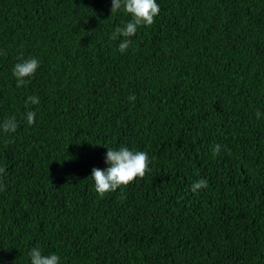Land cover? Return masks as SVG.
I'll list each match as a JSON object with an SVG mask.
<instances>
[{
    "label": "trees",
    "instance_id": "16d2710c",
    "mask_svg": "<svg viewBox=\"0 0 264 264\" xmlns=\"http://www.w3.org/2000/svg\"><path fill=\"white\" fill-rule=\"evenodd\" d=\"M157 3L122 54L110 37L131 17L111 0H0V121L19 124L0 133V264L33 247L60 264H264V0ZM121 146L151 171L100 198L88 178Z\"/></svg>",
    "mask_w": 264,
    "mask_h": 264
},
{
    "label": "clouds",
    "instance_id": "9594fccd",
    "mask_svg": "<svg viewBox=\"0 0 264 264\" xmlns=\"http://www.w3.org/2000/svg\"><path fill=\"white\" fill-rule=\"evenodd\" d=\"M123 11L128 14L131 19L118 26L111 34L112 40H117L120 37L123 39L118 45L120 53H126L132 45V37H134L139 27H151L155 23L156 17L160 13V7L157 0H111V16ZM3 54V53H0ZM40 62L36 58H29L16 63L12 75L16 79L18 88L25 87L32 77L35 76ZM130 100H135V97H129ZM40 100L37 96H29L25 103V108L31 105H38ZM257 118H260V112L256 113ZM23 119L26 120L29 126L35 124L36 113L28 110L23 114ZM19 127L15 116L9 117L0 121V133L5 135L15 133ZM221 146L217 144L213 149V155H219ZM151 159L145 151H133L126 146H121L119 149L107 147L105 163L108 165L106 169L93 168L92 174L88 178L94 181L95 191L100 198H104L110 192H116L118 189H123L136 181L137 178L143 179L146 173L151 171ZM6 169L0 167V175L4 174ZM2 184V181H0ZM207 187V180L201 178L195 181L191 186V191L196 194L200 190ZM6 190L0 186V191ZM31 264H60V258L55 253L44 255L39 247H33L30 252Z\"/></svg>",
    "mask_w": 264,
    "mask_h": 264
},
{
    "label": "bare ground",
    "instance_id": "6f19581e",
    "mask_svg": "<svg viewBox=\"0 0 264 264\" xmlns=\"http://www.w3.org/2000/svg\"><path fill=\"white\" fill-rule=\"evenodd\" d=\"M211 23V22H210ZM168 31V30H167ZM165 32V31H164ZM176 32V31H175ZM163 34V33H162ZM170 34H171V32H170ZM169 34V35H170ZM167 35V34H166ZM178 35V34H177ZM172 36H170V38H171ZM184 37V36H183ZM174 38V37H173ZM141 39V38H140ZM150 39V38H149ZM169 39V38H168ZM170 41V40H169ZM175 41V40H174ZM193 41V40H192ZM137 42V41H136ZM155 42H157V41H155ZM214 42V41H213ZM157 43H159V42H157ZM169 43V42H168ZM174 43V42H173ZM148 44V43H147ZM179 44V43H178ZM217 44V43H216ZM217 46V45H216ZM185 48V47H184Z\"/></svg>",
    "mask_w": 264,
    "mask_h": 264
}]
</instances>
